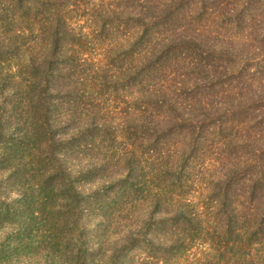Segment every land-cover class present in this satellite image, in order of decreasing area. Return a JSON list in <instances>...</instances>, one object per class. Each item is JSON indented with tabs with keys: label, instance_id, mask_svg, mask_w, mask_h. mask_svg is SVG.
<instances>
[{
	"label": "rangeland",
	"instance_id": "rangeland-1",
	"mask_svg": "<svg viewBox=\"0 0 264 264\" xmlns=\"http://www.w3.org/2000/svg\"><path fill=\"white\" fill-rule=\"evenodd\" d=\"M263 145L264 0H0V264H259Z\"/></svg>",
	"mask_w": 264,
	"mask_h": 264
},
{
	"label": "trees",
	"instance_id": "trees-1",
	"mask_svg": "<svg viewBox=\"0 0 264 264\" xmlns=\"http://www.w3.org/2000/svg\"><path fill=\"white\" fill-rule=\"evenodd\" d=\"M7 20H9L10 22V18H7ZM39 132H42L43 136L44 134L47 135L49 133L48 131H45V126L42 127L41 131ZM252 156H253L252 158L245 160L244 166L239 167L237 174L240 175L241 177H245L246 180H249L250 196L254 200L259 199L260 201L258 205L255 206V211L253 212V215H254L253 218H255L253 222L255 223V226H254L255 229H254V232L252 233V236L254 240L259 241V242H254V243L257 246H260L259 247L260 249L255 250V252H257V251H264L263 249H261V245H264V239L258 240V238H261V236L264 237V145L260 147H256L253 150ZM242 174H244V176H242ZM245 174H247L248 176ZM234 176L235 174L232 175V177ZM223 205L226 206L225 216H228V213H229V211L227 210L228 206L225 204ZM263 254L264 252H261V255H258L256 253V257L259 260V264H262L263 262L262 261L260 263V259H263L262 257Z\"/></svg>",
	"mask_w": 264,
	"mask_h": 264
}]
</instances>
